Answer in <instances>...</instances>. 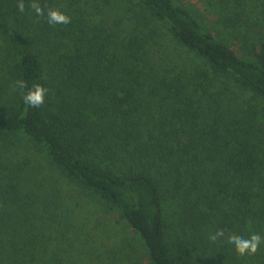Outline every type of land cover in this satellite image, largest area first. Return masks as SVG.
Here are the masks:
<instances>
[{"label": "trees", "instance_id": "trees-1", "mask_svg": "<svg viewBox=\"0 0 264 264\" xmlns=\"http://www.w3.org/2000/svg\"><path fill=\"white\" fill-rule=\"evenodd\" d=\"M31 2L0 0V264H264L227 243L264 237V0Z\"/></svg>", "mask_w": 264, "mask_h": 264}, {"label": "clouds", "instance_id": "clouds-1", "mask_svg": "<svg viewBox=\"0 0 264 264\" xmlns=\"http://www.w3.org/2000/svg\"><path fill=\"white\" fill-rule=\"evenodd\" d=\"M29 7L35 11L37 16H45L44 8L37 2V0H32ZM17 9L20 12H24L25 3L24 0H18ZM47 21L50 25L57 24H69L71 18L65 13L61 12L59 9L49 8L46 13ZM16 85L23 90L27 88V84L23 80H18ZM48 91L45 87L40 84H36L33 88L29 89L27 92H23L22 100L23 103L29 107L39 108L43 106L45 102V94ZM225 236L224 229H217L215 233H211L208 239L215 242L217 239ZM227 243L233 246V250L241 257L243 256H253L255 255L260 246L264 244V237L259 233H251L249 236L245 237L238 235L236 233H230L227 236Z\"/></svg>", "mask_w": 264, "mask_h": 264}, {"label": "rangeland", "instance_id": "rangeland-1", "mask_svg": "<svg viewBox=\"0 0 264 264\" xmlns=\"http://www.w3.org/2000/svg\"><path fill=\"white\" fill-rule=\"evenodd\" d=\"M263 7V6H262ZM229 44L231 45V46H233V48L235 49V50H238V48L236 47V43L235 44H233V42H229ZM253 53H258L257 51H255V52H253ZM260 58H264V56H262V54H260ZM84 210H86V209H89L90 207L89 206H87V207H82ZM82 212V211H81ZM84 212V211H83ZM93 213L94 212H92L91 213V215L90 216H93V217H91L90 219L93 221V218H95V216L97 217L98 216V214H95V215H93ZM118 235H120L119 233H118ZM115 240V238L113 237V239L111 240V241H114Z\"/></svg>", "mask_w": 264, "mask_h": 264}]
</instances>
